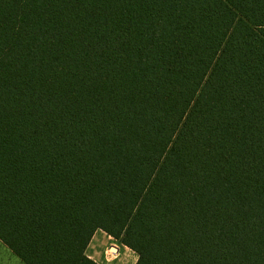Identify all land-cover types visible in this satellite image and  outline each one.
<instances>
[{
  "label": "trees",
  "instance_id": "16d2710c",
  "mask_svg": "<svg viewBox=\"0 0 264 264\" xmlns=\"http://www.w3.org/2000/svg\"><path fill=\"white\" fill-rule=\"evenodd\" d=\"M264 264V0H0V242L23 264Z\"/></svg>",
  "mask_w": 264,
  "mask_h": 264
},
{
  "label": "rangeland",
  "instance_id": "374dc122",
  "mask_svg": "<svg viewBox=\"0 0 264 264\" xmlns=\"http://www.w3.org/2000/svg\"><path fill=\"white\" fill-rule=\"evenodd\" d=\"M105 239L107 238L98 232L93 242L91 239V243H89L86 249V255H91L94 259H97L100 264H135L137 256L134 252L111 237L106 241ZM112 247H115L117 252L112 251ZM0 264L23 263L0 242Z\"/></svg>",
  "mask_w": 264,
  "mask_h": 264
},
{
  "label": "crops",
  "instance_id": "0c3cea01",
  "mask_svg": "<svg viewBox=\"0 0 264 264\" xmlns=\"http://www.w3.org/2000/svg\"><path fill=\"white\" fill-rule=\"evenodd\" d=\"M98 232L101 233V234H103V235L105 236V238H107V239H105V241L108 240V239L110 238V237H108L105 233H103L102 231H99V230H98V231L95 232L94 236L92 237V242H93V240L95 239V237L98 235ZM106 236H107V237H106ZM105 241H104V242H105ZM90 243H91V242H90ZM87 256H88L90 259H92L93 261H95L96 263L100 264V263L97 261V259H94V257H92L91 255H87Z\"/></svg>",
  "mask_w": 264,
  "mask_h": 264
},
{
  "label": "water",
  "instance_id": "95a60500",
  "mask_svg": "<svg viewBox=\"0 0 264 264\" xmlns=\"http://www.w3.org/2000/svg\"><path fill=\"white\" fill-rule=\"evenodd\" d=\"M111 250L117 252V249L115 247H112Z\"/></svg>",
  "mask_w": 264,
  "mask_h": 264
}]
</instances>
